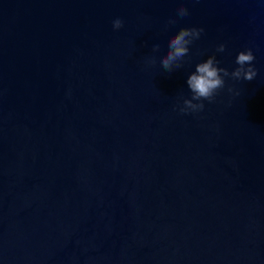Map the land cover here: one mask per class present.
I'll use <instances>...</instances> for the list:
<instances>
[{
    "label": "water",
    "instance_id": "95a60500",
    "mask_svg": "<svg viewBox=\"0 0 264 264\" xmlns=\"http://www.w3.org/2000/svg\"><path fill=\"white\" fill-rule=\"evenodd\" d=\"M246 48L254 80L179 112ZM0 264H264V0H0Z\"/></svg>",
    "mask_w": 264,
    "mask_h": 264
},
{
    "label": "clouds",
    "instance_id": "9594fccd",
    "mask_svg": "<svg viewBox=\"0 0 264 264\" xmlns=\"http://www.w3.org/2000/svg\"><path fill=\"white\" fill-rule=\"evenodd\" d=\"M178 17L183 18L189 15L187 8L181 6L176 10ZM169 23L175 24L176 19L170 18ZM124 26V21L116 18L112 21L114 30H120ZM203 28H181L168 42L167 54L160 57V64L164 70L171 73L183 65L184 58L189 55V46L201 37ZM159 44L152 45V51L158 52ZM226 50L224 43L218 44L216 51L223 53ZM255 56L251 48L241 50L235 59V67L232 71L219 67V61L215 55L209 56L205 61L195 65V70L187 77L186 83L191 92V98L183 99L182 106L177 105L179 112L187 114L189 112H199L205 107L203 101L213 102L218 90L225 87V78L235 81H252L258 74V69L254 66ZM148 63L154 64L155 57H151ZM230 93L236 96L240 95L238 90L232 87L228 88ZM195 101V102H194Z\"/></svg>",
    "mask_w": 264,
    "mask_h": 264
}]
</instances>
